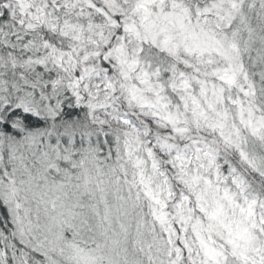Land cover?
I'll return each mask as SVG.
<instances>
[{
    "label": "snow or ice",
    "instance_id": "1",
    "mask_svg": "<svg viewBox=\"0 0 264 264\" xmlns=\"http://www.w3.org/2000/svg\"><path fill=\"white\" fill-rule=\"evenodd\" d=\"M0 264H264V0H0Z\"/></svg>",
    "mask_w": 264,
    "mask_h": 264
}]
</instances>
